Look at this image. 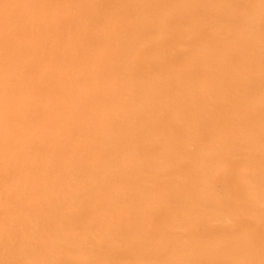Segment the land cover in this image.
Listing matches in <instances>:
<instances>
[{"label": "bare ground", "instance_id": "1", "mask_svg": "<svg viewBox=\"0 0 264 264\" xmlns=\"http://www.w3.org/2000/svg\"><path fill=\"white\" fill-rule=\"evenodd\" d=\"M0 264H264V0H0Z\"/></svg>", "mask_w": 264, "mask_h": 264}]
</instances>
